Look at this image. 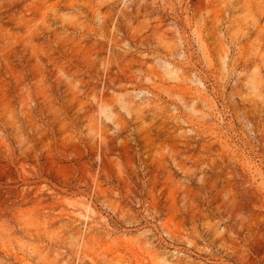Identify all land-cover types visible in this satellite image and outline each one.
I'll return each mask as SVG.
<instances>
[{"label": "rangeland", "instance_id": "1", "mask_svg": "<svg viewBox=\"0 0 264 264\" xmlns=\"http://www.w3.org/2000/svg\"><path fill=\"white\" fill-rule=\"evenodd\" d=\"M0 264H264V0H0Z\"/></svg>", "mask_w": 264, "mask_h": 264}]
</instances>
